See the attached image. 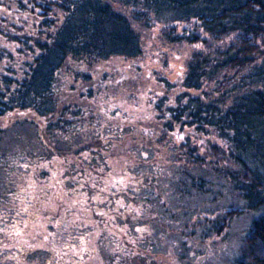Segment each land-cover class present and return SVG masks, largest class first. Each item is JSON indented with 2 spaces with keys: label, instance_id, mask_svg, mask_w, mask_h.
Segmentation results:
<instances>
[{
  "label": "trees",
  "instance_id": "16d2710c",
  "mask_svg": "<svg viewBox=\"0 0 264 264\" xmlns=\"http://www.w3.org/2000/svg\"><path fill=\"white\" fill-rule=\"evenodd\" d=\"M156 25L195 49L175 81L97 69L142 58ZM18 126L38 144L18 170L85 206L40 254L264 264V0H0L2 203Z\"/></svg>",
  "mask_w": 264,
  "mask_h": 264
},
{
  "label": "rangeland",
  "instance_id": "374dc122",
  "mask_svg": "<svg viewBox=\"0 0 264 264\" xmlns=\"http://www.w3.org/2000/svg\"><path fill=\"white\" fill-rule=\"evenodd\" d=\"M160 29L159 25L151 29L150 37L144 40V55L139 60L115 59L106 64L99 63L97 69L99 68L100 72L111 71L112 65H120V67L133 72L139 70L142 74L158 71L169 80L175 81L195 49L187 44L168 43L160 37ZM100 64L102 65L100 66ZM12 132L14 135H20L22 145L17 146L20 152H13L7 157L6 163H3L9 170L6 172L7 177L5 182L3 181L4 184L2 183L6 188L5 200L7 202H0V228H4V233L0 236V254L1 256L4 254L5 258L2 264H78L73 259L75 257L67 255L65 248L59 253H40L53 249H51V240H48L49 237L47 238L51 229L53 227L70 228V224L74 223L75 220L78 222L76 216L81 214L85 206L79 197L68 199L60 191L52 192L54 190L51 188L56 181L54 173L50 172L49 178L45 179L41 177L40 170L38 171L40 177L36 172L28 175L18 170L19 160L22 158L21 151L37 150L38 144L35 142V137L31 136L33 133L28 127L18 126ZM30 136L31 139L29 140ZM207 139H210L215 146L224 149L220 142L213 137L208 136ZM4 143L7 142L4 141ZM161 152L162 157L165 158V151ZM123 165V162H115L114 160L112 164L111 161L114 171L121 170ZM19 169L26 170L25 164L19 166ZM2 195H4V191H2ZM63 199H68L67 203L69 204L74 203L72 205L77 206V210L75 209V212L66 211V214L60 218L63 211L59 208V204L60 200ZM53 244V246L59 245L57 242H53ZM90 246L88 244L86 248L90 250ZM38 249L40 251L38 256L27 255L32 251H38ZM80 264L105 263L100 256L92 254L85 259L83 258Z\"/></svg>",
  "mask_w": 264,
  "mask_h": 264
}]
</instances>
